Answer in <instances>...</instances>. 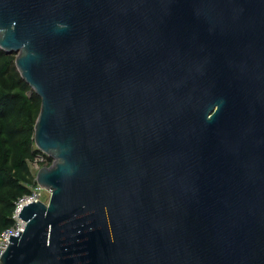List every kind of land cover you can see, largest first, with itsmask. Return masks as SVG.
<instances>
[{
	"label": "water",
	"instance_id": "95a60500",
	"mask_svg": "<svg viewBox=\"0 0 264 264\" xmlns=\"http://www.w3.org/2000/svg\"><path fill=\"white\" fill-rule=\"evenodd\" d=\"M0 49L53 160L0 264H264V0H0Z\"/></svg>",
	"mask_w": 264,
	"mask_h": 264
},
{
	"label": "trees",
	"instance_id": "16d2710c",
	"mask_svg": "<svg viewBox=\"0 0 264 264\" xmlns=\"http://www.w3.org/2000/svg\"><path fill=\"white\" fill-rule=\"evenodd\" d=\"M21 78L15 54L0 49V232L14 225L15 201L36 184L30 162L45 155L34 142L40 97ZM49 164L52 158L46 156Z\"/></svg>",
	"mask_w": 264,
	"mask_h": 264
},
{
	"label": "built area",
	"instance_id": "2783aa9c",
	"mask_svg": "<svg viewBox=\"0 0 264 264\" xmlns=\"http://www.w3.org/2000/svg\"><path fill=\"white\" fill-rule=\"evenodd\" d=\"M46 156L39 154L35 158V163H40L42 167L51 165L52 163L49 164V161H47ZM29 189L30 191L27 194L23 195L15 201L14 210L12 213L14 225L0 232V258L8 247L10 235H16L24 228L25 223L18 217L23 206L27 203L35 202L37 200L43 201L41 199V192L44 190V188H42L36 183L35 185L30 186ZM45 190L49 193V195H51L50 189Z\"/></svg>",
	"mask_w": 264,
	"mask_h": 264
},
{
	"label": "rangeland",
	"instance_id": "374dc122",
	"mask_svg": "<svg viewBox=\"0 0 264 264\" xmlns=\"http://www.w3.org/2000/svg\"><path fill=\"white\" fill-rule=\"evenodd\" d=\"M27 94H28V97H30L32 94V90H28L27 91ZM41 164L40 163H35V160L30 162V170H31V173H32V176L34 177V179L36 178V174H37V171L41 168ZM50 198V195L49 193L44 189L42 192H41V199L43 200V202L47 203L48 200Z\"/></svg>",
	"mask_w": 264,
	"mask_h": 264
}]
</instances>
